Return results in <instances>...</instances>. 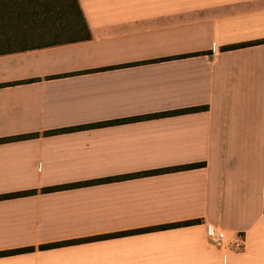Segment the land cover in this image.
Returning a JSON list of instances; mask_svg holds the SVG:
<instances>
[{
	"label": "crops",
	"instance_id": "crops-1",
	"mask_svg": "<svg viewBox=\"0 0 264 264\" xmlns=\"http://www.w3.org/2000/svg\"><path fill=\"white\" fill-rule=\"evenodd\" d=\"M78 1L0 55V264H264V0Z\"/></svg>",
	"mask_w": 264,
	"mask_h": 264
},
{
	"label": "trees",
	"instance_id": "trees-1",
	"mask_svg": "<svg viewBox=\"0 0 264 264\" xmlns=\"http://www.w3.org/2000/svg\"><path fill=\"white\" fill-rule=\"evenodd\" d=\"M90 34L78 0H0V55L82 42L89 40ZM201 109L203 108L182 110L177 113L195 112ZM199 166L201 164L175 169H191ZM169 227L173 226H165L162 229ZM146 231L142 230V232ZM59 245L62 244L41 248L50 249ZM27 251L0 253V257Z\"/></svg>",
	"mask_w": 264,
	"mask_h": 264
},
{
	"label": "built area",
	"instance_id": "built-area-1",
	"mask_svg": "<svg viewBox=\"0 0 264 264\" xmlns=\"http://www.w3.org/2000/svg\"><path fill=\"white\" fill-rule=\"evenodd\" d=\"M206 235L213 243L221 247L226 252H242L246 249V240L244 237L238 236L232 241H228L225 233L223 231H218L212 225H207Z\"/></svg>",
	"mask_w": 264,
	"mask_h": 264
}]
</instances>
